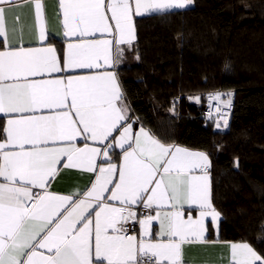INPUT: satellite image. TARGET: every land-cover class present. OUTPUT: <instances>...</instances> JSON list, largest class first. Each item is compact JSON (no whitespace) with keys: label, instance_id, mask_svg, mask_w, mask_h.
<instances>
[{"label":"snow or ice","instance_id":"6c2138e0","mask_svg":"<svg viewBox=\"0 0 264 264\" xmlns=\"http://www.w3.org/2000/svg\"><path fill=\"white\" fill-rule=\"evenodd\" d=\"M24 3L34 7L30 30L48 40L43 0H0V114H8L0 142V264H186V245L217 242L227 245L228 264H264L250 244L218 240L221 214L212 203L208 155L165 143L143 126L134 132L139 118L130 115L131 101L109 70L120 62L121 46L136 40L134 15L185 8L193 0H58L68 39L62 59L51 44L25 47L18 16L11 32L19 40H8L7 14ZM53 73L60 75L44 78ZM231 97H208L225 127L221 105L231 107ZM42 110L49 114H37ZM114 148L123 153L119 165L112 162ZM62 161L96 173L82 195L49 191ZM185 204L199 210L196 218L185 219ZM136 205L155 207V215L137 220ZM129 220L139 224V239L127 234ZM153 221H159L158 240Z\"/></svg>","mask_w":264,"mask_h":264},{"label":"trees","instance_id":"16d2710c","mask_svg":"<svg viewBox=\"0 0 264 264\" xmlns=\"http://www.w3.org/2000/svg\"><path fill=\"white\" fill-rule=\"evenodd\" d=\"M135 27L115 65L130 115L163 142L208 154L219 238L264 255V0H193ZM216 91L232 93L221 131L204 113Z\"/></svg>","mask_w":264,"mask_h":264},{"label":"crops","instance_id":"0c3cea01","mask_svg":"<svg viewBox=\"0 0 264 264\" xmlns=\"http://www.w3.org/2000/svg\"><path fill=\"white\" fill-rule=\"evenodd\" d=\"M134 2V0H133ZM45 14L47 17L46 21V33L48 35V40L45 42L38 41L37 33L34 30H30V25L33 24L34 19V7L32 4L24 3L21 7H17L13 9L12 11H9L7 14V25L9 28V35L8 40L12 44H17L19 40V33L16 35H13L11 32L12 25L16 22V17H19V24H22L24 26V32H23V44L25 47H41V46H47L48 44H51L52 46L56 47L58 50V55L61 56L62 59V53L64 50H66L68 39L63 36V30L60 23V18L57 15L58 12V0H43ZM189 5H187L185 8H187ZM176 9H184V8H174L168 11L176 10ZM166 11V12H168ZM155 13H161V12H152V13H146L141 16H135L133 17L134 23L135 19L138 17L147 16L150 14ZM164 13V12H162ZM100 34H97V38H99ZM2 40V38H0ZM134 41L131 46L128 45H122L121 47L124 49L125 55L128 51L133 50ZM5 45L1 43L0 50H4ZM110 71H115V65L112 66ZM75 74H87L88 70H73ZM60 74H45L44 78H57ZM37 114H49L48 110H42V113L38 112ZM8 114H0V142H2L4 139H6V135L3 132V128L6 126V120H7ZM134 119V118H133ZM141 126L135 122L133 123V131H138ZM77 146L83 147V142L81 138H78ZM88 143L91 145L92 142L88 141ZM177 144V143H175ZM181 147H186L180 144H177ZM27 147V146H26ZM192 151H202L199 149H193L186 147ZM206 153V152H205ZM110 154L112 155V162L119 165V163L122 162V150L119 148H114L110 150ZM118 154V155H117ZM207 154V153H206ZM208 155V154H207ZM209 158V156H208ZM103 158H98L97 163L99 164ZM210 161V159H209ZM66 161H62L60 165H58L59 172L57 176L50 182L49 184V191L60 194V195H69L73 193H79L83 194L86 190H88L91 187V182L94 181L96 173H90L87 171H84L82 169L78 168H65L63 167V164ZM210 169V167H209ZM208 169V175L209 180L211 184V175L210 171ZM199 174V172H197ZM0 182L2 181V178H0ZM34 191H39L38 189H34ZM109 193H106L105 196L107 197ZM79 198V197H75ZM116 203V202H111ZM142 207V205H136L133 206V210L137 213V220L141 217L142 214H138L136 208ZM217 210V209H216ZM183 211L185 213V219H187L188 215L191 214L193 218H196L198 216V209L195 206H189L185 204L183 206ZM218 211V210H217ZM152 215H155V207L150 210V213ZM221 219V218H220ZM134 222V229L129 230L128 235H135L137 236V239L140 238V226L137 222ZM126 228V224L124 225ZM93 228H94V212H93ZM127 229V228H126ZM160 230L159 221H153V240L160 239L158 233ZM212 239H217V234L213 232ZM218 240L219 241H225L219 238L218 234ZM230 243H247L244 241H226ZM249 244V243H248ZM93 245H94V233H93ZM251 246V245H250ZM45 254H47L46 250ZM184 260L186 264H228L229 261V249L226 244L217 242L215 244H193V245H186L184 247Z\"/></svg>","mask_w":264,"mask_h":264},{"label":"built area","instance_id":"2783aa9c","mask_svg":"<svg viewBox=\"0 0 264 264\" xmlns=\"http://www.w3.org/2000/svg\"><path fill=\"white\" fill-rule=\"evenodd\" d=\"M216 92H220V91H216ZM215 93V92H214ZM220 93H228V92H220ZM209 95L206 97V102H207V107L204 111L205 116L207 117L208 120H212L213 121V128L215 131H221L224 130V123H223V119H221V113H217L215 110V106H216V101H209L208 99ZM222 100H227L228 96L227 95H223ZM210 103H211V107H210ZM231 108H232V97H231V107L229 108H225L223 107V105H221V110L222 113L225 114V118L227 119V121L229 122V118H230V112H231ZM211 112V115H209V113ZM219 121L220 127H217V122ZM138 214H149L150 210L149 209H144L143 207H137L136 208ZM126 228L128 229L127 234H129V230H133L134 229V222H131V220H129L126 223Z\"/></svg>","mask_w":264,"mask_h":264},{"label":"rangeland","instance_id":"374dc122","mask_svg":"<svg viewBox=\"0 0 264 264\" xmlns=\"http://www.w3.org/2000/svg\"><path fill=\"white\" fill-rule=\"evenodd\" d=\"M193 102H197L195 98L193 99ZM197 103H198V102H197ZM223 128H225V126H224Z\"/></svg>","mask_w":264,"mask_h":264}]
</instances>
